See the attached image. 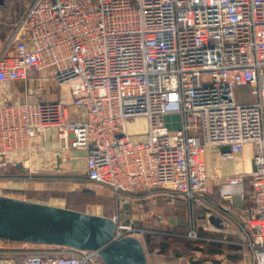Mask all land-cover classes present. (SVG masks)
Returning <instances> with one entry per match:
<instances>
[{
	"label": "built area",
	"instance_id": "2783aa9c",
	"mask_svg": "<svg viewBox=\"0 0 264 264\" xmlns=\"http://www.w3.org/2000/svg\"><path fill=\"white\" fill-rule=\"evenodd\" d=\"M32 75L27 101L11 102V84ZM49 82L67 89V102L41 99ZM237 89L247 102L236 101ZM169 116L178 128L166 124ZM138 117L147 131L134 139L126 123ZM44 134L57 150L44 148ZM247 146L250 172L217 178L223 201L226 188L248 182L243 223L228 202L210 209L238 226L236 244L251 263L264 264V0H26L0 53V178L83 152L88 182L109 189L116 203L112 240L133 238L146 255L153 233L120 222L122 200L181 201L191 215L186 238L199 242L192 216L206 192L204 153L229 161ZM35 249L0 264L100 259L94 250Z\"/></svg>",
	"mask_w": 264,
	"mask_h": 264
},
{
	"label": "crops",
	"instance_id": "0c3cea01",
	"mask_svg": "<svg viewBox=\"0 0 264 264\" xmlns=\"http://www.w3.org/2000/svg\"><path fill=\"white\" fill-rule=\"evenodd\" d=\"M24 5H26V0ZM24 10L25 8L19 9V16ZM14 17L15 16L12 14H7L5 19L0 22V53L3 51L8 38V29H10L15 21H17L16 17L13 20ZM31 77L32 81L29 83L14 82L11 84V102L27 101V87L29 86V88H32L36 83V76L32 75ZM47 85L50 89L55 87V89L58 90V87L53 84V82L47 83L46 89L41 94V99L44 102H57L59 100H63L64 102L68 101V91L66 88H62L61 98L54 97L53 93H51L47 95L49 96V100H45L43 94L47 91ZM57 96H59V94ZM165 122L171 129L179 127V118L176 116L167 117ZM43 145L44 148L49 151H55L59 147L58 142L52 139L49 134H44ZM203 160L207 171L208 181L206 183V192L203 195V199L199 202V206L201 205L202 207V205H205V208L202 209L197 206L194 214L195 219H193L197 225L198 233L202 238V240L199 241L200 244L196 249L191 250L190 252L177 244L173 246L170 245L165 252H160L158 248H154L149 253L146 252L145 256L148 264H252L247 250L236 244L242 240V234L238 230V226L226 220L221 214L213 213L212 210L211 213H208L211 205L228 202L232 205V213L235 220H237L239 224L243 223L244 219L238 212L242 207L247 205L249 186L244 184L241 188H226L230 194V199L228 201H223L220 199L219 190L224 183L218 181L217 178L236 176L250 172L251 147L247 146L243 154L229 161H221L216 152L206 151ZM14 169H22L24 171V175L22 176V178H24L23 180L32 181L21 182L19 179H10L4 184L5 191L10 192V194L25 197L16 199L18 201L26 202L29 205H43L45 208L51 210L66 211L103 220H110L115 214V212L110 211L113 202L111 191L105 187L97 186L88 182L85 173V155L83 152H67L60 161L58 160L54 163L46 161L37 162L33 168H30V170L21 167H15ZM29 173L31 174L30 176L28 175ZM70 187L74 188L70 189ZM65 188H69L67 191H69V193H74V195L75 193L90 195L91 199L95 202L91 207H88L87 205H84L81 200H74L69 203L70 206H75V208H72L69 207L65 198L59 195H54V198H49L44 201H40L37 198L32 199V197H30V199L26 198V195H28L29 192L61 193L65 191ZM122 201V210L124 212L120 216L121 223L130 224L139 229H145L149 233H153L151 234L153 236L160 235L168 237L169 239H185L183 235L171 231L172 228H164L166 230H161L163 232H160V230H158L159 228H149L142 224L156 214L153 205V203L156 204V201H159L161 204H166V209L168 210L166 212L167 215L164 214L162 217L164 227L181 226L182 222L185 223V221H190L191 215L189 214V217H186L185 215L187 214L183 213L180 207L174 206V203H172L174 200L158 195H152L138 199H123ZM114 204L116 205L115 200ZM79 207L80 209H77ZM81 207H83V209H81ZM132 214H135V216H132ZM211 217L217 220L216 224L212 225L210 223L209 218ZM214 239L222 241L221 243L208 242V240ZM207 244L217 245L207 247ZM34 245L36 244L0 240V247L4 248V250L16 248L23 249L24 247ZM100 261H103L101 257Z\"/></svg>",
	"mask_w": 264,
	"mask_h": 264
},
{
	"label": "water",
	"instance_id": "95a60500",
	"mask_svg": "<svg viewBox=\"0 0 264 264\" xmlns=\"http://www.w3.org/2000/svg\"><path fill=\"white\" fill-rule=\"evenodd\" d=\"M209 221L212 225L217 223L213 217ZM54 227H60L63 232L54 233ZM114 230L111 220L37 205L27 204L20 210L0 211V240L62 247L68 243L65 247L69 249L98 251L106 263L123 259L122 264H148L139 242L133 238L115 242L112 240Z\"/></svg>",
	"mask_w": 264,
	"mask_h": 264
},
{
	"label": "rangeland",
	"instance_id": "374dc122",
	"mask_svg": "<svg viewBox=\"0 0 264 264\" xmlns=\"http://www.w3.org/2000/svg\"><path fill=\"white\" fill-rule=\"evenodd\" d=\"M24 2H25V0H0V14H1L0 22L3 19H5L7 14H9V15L12 14L13 16L16 17V20H17L18 16H19V13H20V12H18L19 9L25 8ZM15 17L13 18V20L15 19ZM53 84H55V83H53ZM51 93H53L54 97H60L61 98L62 97V88H58V90H56L55 87H53L52 89H50V87H48V85H47V91L43 94L44 95L43 98L45 100H49V96H47V95H49ZM58 94H59V96H57ZM234 98L236 99V101L238 103L247 102L249 100V99L245 98V92L242 89H237V90L234 91ZM126 131H127L128 135L133 136L134 139L142 138L146 134V131H147V129H146V120L144 118L138 117V118H135L133 120L128 121L126 123ZM23 175H24V171L22 169L11 168L10 170H8L3 175V177L0 178V211L3 212V211L20 210V209L23 208V205H27L26 202L16 200V199L25 198V197H20V196H18L16 194H10V192L5 191V189H4V184H6V182L8 180H10V179L11 180L19 179V180H21V182L22 181L23 182H25V181L26 182H32V181H28V180H23L24 179V178H22ZM244 184L248 185V182H245ZM71 188H74V187H70V189ZM67 190H69V188L68 189L65 188V191H63L61 193H58V192L57 193H51V192L34 193V192H29L28 195H26V198L30 199V197H32V199L37 198L40 201H44V200H47L49 198H54V195H59V196L65 198V200L67 201L68 205H69V203H71L74 200H81L82 203L84 205H87L88 207H91L93 205V203L95 202L93 199H91L90 195L83 194V193H80V194L75 193V195H74V193H69V191H67ZM149 203H152V202H149ZM172 203H174V202L172 201ZM153 205H154V209L156 211V214L154 216H152L151 219H149L147 221H144L142 224L144 226H146V227H149V228H159L158 230H160V232H163L161 230H166V229L172 228L171 231H173L174 233H178V234L183 235L185 240H188L186 238V236H187V234L189 232V221H185V223L182 222L181 226H176V227H168L167 226L168 228L164 227L163 226L162 217L164 216V214L167 215L166 212L168 210L166 209V204H164V203L161 204L159 201H156V204L153 203ZM39 207H44V206L41 205ZM69 207L75 208V206H70V205H69ZM164 208H165V210H164ZM199 208L204 209L205 205H202V207L200 205ZM77 209H80V207L77 208ZM81 209H83V207H81ZM110 211L111 212H115L116 211V205L114 204V198H113V202H112V206L110 208ZM163 211H165V212H163ZM208 213H211V209L209 210ZM186 214L187 215H185V216L189 217V211H186ZM194 214H193V219H195L194 218ZM132 216H135V214H132ZM110 220L112 221V217L110 218ZM115 224L116 223H114V225ZM164 228H166V229H164ZM70 230H71V232L73 231L72 229H70ZM141 230H143L145 232H148L145 229H141ZM52 231L54 233L63 232V230L60 229V227H58V228L54 227ZM114 233H115V230H114L113 234ZM126 238H129V237H124L121 240L126 239ZM200 238H201V236H200ZM66 240H67L66 242H68L69 239H66ZM121 240H118V241H121ZM66 244L67 245H64V247L68 246V243H66ZM145 244H146V241H145ZM47 246H51V245H40V244L34 245L35 248L36 247H47ZM34 247L27 246V247H24L23 249L16 248V249H9V250L8 249L0 250V260H5V259L6 260H11V258L19 257L22 254L24 255V254H27V253L32 252L34 250L36 251V249ZM123 261H124L123 259H115V260L111 261L110 263H106L104 261H100V259H99L98 264H122Z\"/></svg>",
	"mask_w": 264,
	"mask_h": 264
},
{
	"label": "trees",
	"instance_id": "16d2710c",
	"mask_svg": "<svg viewBox=\"0 0 264 264\" xmlns=\"http://www.w3.org/2000/svg\"><path fill=\"white\" fill-rule=\"evenodd\" d=\"M12 28V27H11ZM10 29H8V31L10 32ZM174 206L180 207L182 209L183 213H186L187 207L179 200H175L174 201ZM178 234V233H176ZM145 241H146V251L149 253L150 251H152L154 248H158L160 250V252H165L168 247L170 245H180L183 249L187 250L188 252H190L191 250H194L198 247V245L200 244L199 242H195V243H191L188 240H182V239H177V238H173V239H169L168 237H164V236H160V235H147L145 237ZM172 242V244H171ZM217 244H207L206 246H216Z\"/></svg>",
	"mask_w": 264,
	"mask_h": 264
}]
</instances>
